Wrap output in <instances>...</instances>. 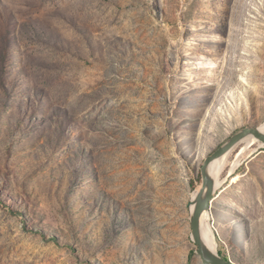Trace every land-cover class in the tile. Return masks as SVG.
<instances>
[{
	"label": "rangeland",
	"instance_id": "1",
	"mask_svg": "<svg viewBox=\"0 0 264 264\" xmlns=\"http://www.w3.org/2000/svg\"><path fill=\"white\" fill-rule=\"evenodd\" d=\"M263 123L264 0H0V264H203L201 167ZM238 174L220 254L264 264V148Z\"/></svg>",
	"mask_w": 264,
	"mask_h": 264
},
{
	"label": "bare ground",
	"instance_id": "2",
	"mask_svg": "<svg viewBox=\"0 0 264 264\" xmlns=\"http://www.w3.org/2000/svg\"><path fill=\"white\" fill-rule=\"evenodd\" d=\"M248 75L247 71H241V73L238 75V82L241 84H247L246 76ZM236 89L237 92V88ZM236 99V102L230 101L233 106L237 105V97L233 96ZM233 102V103H232ZM238 111L235 108L233 113L231 114V117L234 115H238ZM261 132L264 133V123L260 126L256 127ZM264 148V143L258 139L255 135L251 134L245 137L243 140H241L238 144H236L229 152L222 155L219 158H216L213 160V162L209 166V173L211 177L214 179L215 185H214V193L217 192L218 189L223 187L225 180L223 179V175L226 172L227 169H229V174H232L233 184H238L242 177L237 172L242 167V161L244 158L248 156H252L255 154L259 149ZM200 191V189L198 190ZM197 191V193H198ZM197 193L193 197V204L191 207V211L193 212L195 208V198ZM237 209V208H236ZM214 217H212L211 210H207L203 213L201 217V235L203 242L205 245L215 254H220V248L219 243L216 238L215 233V227L213 225ZM232 263H234L232 260H230ZM235 264V263H234Z\"/></svg>",
	"mask_w": 264,
	"mask_h": 264
},
{
	"label": "water",
	"instance_id": "3",
	"mask_svg": "<svg viewBox=\"0 0 264 264\" xmlns=\"http://www.w3.org/2000/svg\"><path fill=\"white\" fill-rule=\"evenodd\" d=\"M251 134L255 135L264 143V133L258 128H244L235 133L224 145L209 155L201 167L202 186L195 198V208L191 214V229L192 238L197 245L196 252L200 256L203 264H234L229 259L213 253L205 245L201 235V217L205 211L211 208V202L213 200L215 182L209 173L210 164L216 158L229 152L236 144Z\"/></svg>",
	"mask_w": 264,
	"mask_h": 264
},
{
	"label": "trees",
	"instance_id": "4",
	"mask_svg": "<svg viewBox=\"0 0 264 264\" xmlns=\"http://www.w3.org/2000/svg\"><path fill=\"white\" fill-rule=\"evenodd\" d=\"M225 259H228V258H225Z\"/></svg>",
	"mask_w": 264,
	"mask_h": 264
}]
</instances>
